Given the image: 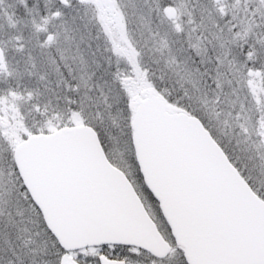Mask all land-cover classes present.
<instances>
[{
  "label": "snow or ice",
  "instance_id": "snow-or-ice-1",
  "mask_svg": "<svg viewBox=\"0 0 264 264\" xmlns=\"http://www.w3.org/2000/svg\"><path fill=\"white\" fill-rule=\"evenodd\" d=\"M0 264H264V0H0Z\"/></svg>",
  "mask_w": 264,
  "mask_h": 264
}]
</instances>
